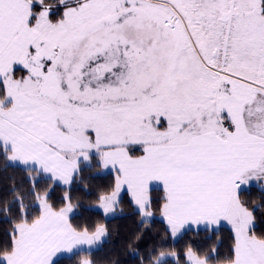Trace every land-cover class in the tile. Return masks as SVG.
Wrapping results in <instances>:
<instances>
[{
  "label": "snow or ice",
  "instance_id": "obj_1",
  "mask_svg": "<svg viewBox=\"0 0 264 264\" xmlns=\"http://www.w3.org/2000/svg\"><path fill=\"white\" fill-rule=\"evenodd\" d=\"M9 168L0 264H97L107 224L73 220L122 193L165 224L139 264H264V0H0Z\"/></svg>",
  "mask_w": 264,
  "mask_h": 264
},
{
  "label": "trees",
  "instance_id": "obj_2",
  "mask_svg": "<svg viewBox=\"0 0 264 264\" xmlns=\"http://www.w3.org/2000/svg\"><path fill=\"white\" fill-rule=\"evenodd\" d=\"M14 182L22 187H27L24 184L25 173L9 168L6 173L0 172V197L4 196L7 189L12 186ZM95 185H102L107 183V180L96 179L91 181ZM41 187H44V181L40 183ZM64 186L60 185L56 188L52 197L53 202L62 195ZM124 203L117 208L115 216L111 219H105L102 213H84L83 215L77 214L73 220L74 224H85L100 221L106 223L110 232L106 240L102 243L99 250L95 254L97 264H109L112 259L119 261V264H139V257L133 259V248L128 247L129 244H133L135 248L139 250L140 255L152 245L154 240L163 234L165 224L159 213H156L151 217L147 223H141V218L138 215L133 214L131 207L128 204V197L122 193ZM10 198V197H9ZM94 199V197L92 198ZM11 227L8 219L3 212H0V236ZM142 234V235H141ZM140 235L139 240L136 236ZM230 229L229 226L224 225V228L219 234L214 237L217 241L223 242L222 252H225L230 244ZM206 238V234L200 231L197 234L195 227L192 231H188L183 239H180L173 246L177 249H182L188 242L202 243ZM65 264H75V261H65Z\"/></svg>",
  "mask_w": 264,
  "mask_h": 264
},
{
  "label": "rangeland",
  "instance_id": "obj_3",
  "mask_svg": "<svg viewBox=\"0 0 264 264\" xmlns=\"http://www.w3.org/2000/svg\"><path fill=\"white\" fill-rule=\"evenodd\" d=\"M62 186H63V185H62ZM101 213H102V212H101ZM103 216H104V215H103ZM114 216H115V214H109L108 216H106V217L104 216V217H105V219H111V218H113ZM150 219H151V218H148L147 221H150ZM193 227H195V226H193ZM105 240H106V238H105ZM105 240H104V241H105Z\"/></svg>",
  "mask_w": 264,
  "mask_h": 264
}]
</instances>
